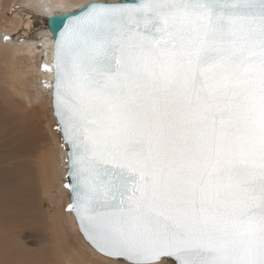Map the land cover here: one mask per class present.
Segmentation results:
<instances>
[{
    "label": "snow or ice",
    "instance_id": "obj_1",
    "mask_svg": "<svg viewBox=\"0 0 264 264\" xmlns=\"http://www.w3.org/2000/svg\"><path fill=\"white\" fill-rule=\"evenodd\" d=\"M66 18L45 70L67 211L103 264H264V0Z\"/></svg>",
    "mask_w": 264,
    "mask_h": 264
},
{
    "label": "bare ground",
    "instance_id": "obj_2",
    "mask_svg": "<svg viewBox=\"0 0 264 264\" xmlns=\"http://www.w3.org/2000/svg\"><path fill=\"white\" fill-rule=\"evenodd\" d=\"M23 1L33 14L35 12L36 16L43 17V19L50 13L74 11L80 5L88 2V0ZM15 2L18 0H0V9H11ZM29 13L31 12L24 14L15 12L13 16L0 14V29L4 28L5 30L0 38V99L3 97L1 100L4 106L16 117L18 122L27 121L34 115L31 110L33 104L43 102L50 104V86L53 81V71L45 70L53 67L50 35L45 30L38 37L22 38V35L29 34L33 23ZM14 33L22 35L20 38L9 36ZM6 36H9L7 40ZM32 77L34 78L32 79ZM28 79L29 84L27 83ZM10 107L16 109L17 112ZM41 151L42 153L34 158L33 172L31 171L40 198L46 200L50 207L49 211L42 210L41 214L43 225L48 230L47 242L49 245L45 246L46 250L40 253V260L46 264H103L102 257L94 251L79 232L72 213H67V216L62 213L61 167L57 150L52 144H48ZM61 154H63L62 149H60ZM75 228H77L79 236L75 233ZM5 239L7 238L5 237ZM5 239L0 240L4 241ZM9 242L11 240L8 241V244H10ZM10 245L14 247L12 243ZM19 250L20 252L11 253V250L3 252V249L0 248V264H34L36 254L29 253L30 251L24 249V251ZM21 253L23 255L20 258ZM28 257L30 260L25 262L29 259Z\"/></svg>",
    "mask_w": 264,
    "mask_h": 264
},
{
    "label": "rangeland",
    "instance_id": "obj_3",
    "mask_svg": "<svg viewBox=\"0 0 264 264\" xmlns=\"http://www.w3.org/2000/svg\"><path fill=\"white\" fill-rule=\"evenodd\" d=\"M15 12H20L21 14L31 12L28 14L32 16L31 19L33 20L30 32L25 35L20 34L22 35V38H35L45 31V29L42 28V24L44 22L43 17L36 16L35 12L33 14L31 9L24 4L23 0L15 2L11 9H0V14H3V16L6 14L8 16H13ZM4 31V28L0 29V38L2 37ZM20 35H18V33H14L9 36L13 38H20ZM33 78L34 77H32V79ZM27 83L29 84V79ZM31 93L33 94L32 87ZM1 99H3V97ZM1 99L0 239L3 240L5 237L7 239L4 241L0 240V248L3 249V252L11 250V253L20 252L19 249H21V251L23 249L25 251L28 250L30 251L29 253L36 254L34 264H46L43 260H40V253L44 252L46 250L45 246L49 245L47 242L48 230L45 228V225H43L44 221L41 219V214L42 210L49 211L50 207L46 200H42L40 198L39 191L34 182V175H31V171L33 172L32 162L34 161V158L38 157L39 154L42 153L41 150L47 147L48 144H52V146H54L57 150L61 167L60 190L62 194L61 199L63 201L62 213L67 216V213H69V211H67L69 199L67 189L65 187V147L61 142L51 115L50 104H47L46 102L33 104L31 110L34 112V115H32L31 118H28L27 121L18 122L16 117L13 116L12 113L4 106ZM10 108L17 112L16 109L12 107ZM60 149L63 151V154L61 155ZM75 233L79 236L77 228H75ZM8 237L10 238L8 239ZM9 240H11L9 243H12L14 247H11L12 245L8 244ZM22 255L23 254L21 253L20 258ZM28 258L29 259L25 262L30 260V257ZM17 262L19 263V261ZM169 262V264H172L171 260Z\"/></svg>",
    "mask_w": 264,
    "mask_h": 264
},
{
    "label": "water",
    "instance_id": "obj_4",
    "mask_svg": "<svg viewBox=\"0 0 264 264\" xmlns=\"http://www.w3.org/2000/svg\"><path fill=\"white\" fill-rule=\"evenodd\" d=\"M70 12H73V11H61V12H56V13H50V14H48L45 17L44 22L42 24V28L47 31V33L50 35L51 41H52V55H51L52 65H53V56H54V37H58L60 32L63 31L64 25H66L67 22H68V20L66 18V14L70 13ZM53 82H54V69H53V81H52V84H53ZM51 93H52V88H51V92H50L51 115H52L54 123L56 125V128H57L58 134L60 136L61 142L63 143V145L65 147V181L67 183L69 181V177L67 175V163H66V153H67V150H68V146L66 144H64L63 138H62V132L59 131L58 127H57V119H56V117L54 115V107H53V104H52ZM66 189H67V195H68L69 203H71L72 201H71V198H70L69 190H68V188H66ZM73 217H74V214H73ZM74 220H75L77 228L79 230L78 221H76L75 217H74ZM79 232L83 236V234H82V232L80 230H79ZM83 238H84V236H83Z\"/></svg>",
    "mask_w": 264,
    "mask_h": 264
}]
</instances>
